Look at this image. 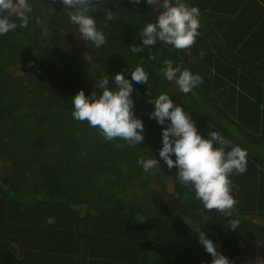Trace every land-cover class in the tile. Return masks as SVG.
Wrapping results in <instances>:
<instances>
[{
  "label": "trees",
  "instance_id": "trees-1",
  "mask_svg": "<svg viewBox=\"0 0 264 264\" xmlns=\"http://www.w3.org/2000/svg\"><path fill=\"white\" fill-rule=\"evenodd\" d=\"M28 2V27L0 35V209L10 208L13 240L20 245L23 229L32 231L30 240L36 225L54 217L61 231L74 235L75 252L88 253L91 245L97 263L211 264L198 230L231 264L264 258V109L252 102L259 94L258 86L248 85L252 73L220 69L212 54L201 58L197 39L188 49L158 41L151 49L155 59L148 58V48L132 53V44H142L140 31L162 11L146 0H93L97 10L89 15L106 37L99 49L83 40L67 14L75 10L65 9L62 0ZM104 8L116 19L106 21ZM165 59L203 82L181 92L161 73ZM136 66L148 73L151 85L133 81L134 113L145 125L142 144L109 141L98 127L73 117L72 97L81 89L87 96L99 92L96 81L108 76L114 83L121 71L131 80ZM149 93H167L205 138L217 131L246 150V172L229 177L237 201L231 217L206 210L177 179L178 168L169 169L160 158L167 124L149 118L155 108L147 102ZM141 158H156L160 165L145 172ZM230 219L240 221L238 229L228 228ZM22 245L34 252V243ZM100 246L105 253L99 254Z\"/></svg>",
  "mask_w": 264,
  "mask_h": 264
},
{
  "label": "clouds",
  "instance_id": "clouds-1",
  "mask_svg": "<svg viewBox=\"0 0 264 264\" xmlns=\"http://www.w3.org/2000/svg\"><path fill=\"white\" fill-rule=\"evenodd\" d=\"M131 2L139 4L141 0H131ZM146 2L162 11L155 23H147L140 31L142 44H132L130 47L132 53L139 54L144 48H148L150 51L148 58L155 59L151 49L158 41L172 45L175 49H188L195 44L199 35L201 15L197 6H189L185 0H146ZM62 3L65 9L75 10L68 11L67 14L71 22L78 26L83 40L91 41L97 49L102 47L106 43V37L97 29L95 18L89 15L90 12L97 10L92 6L93 0H62ZM32 11L33 8L28 0H0V35L15 31L17 27L27 28L30 21L29 14ZM103 11L106 21L116 19L111 9L104 8ZM15 20L20 21L19 25ZM36 22L44 27L39 17H36ZM204 54L201 51L200 57L202 58ZM163 64L162 75L168 81H175L183 93L191 92L203 82L199 74H193L187 68L182 69L181 65L174 67L171 59H165ZM24 73L21 70L17 75L22 76ZM133 81L148 84L151 88L148 73L143 67L136 66L131 72V80L121 71L115 74L114 83H110L108 76L96 81L99 92L93 90L91 95L87 96L81 89L72 97L73 117L81 122H89L91 127H98L109 141L122 139L132 146L142 144L145 125L134 113ZM147 102L155 105L149 118L156 119L160 125L167 124L162 130L163 146L159 151L160 158L169 169L178 168L177 179L188 187L189 191L195 192V199L202 202L206 210L215 209L231 217L237 201L231 193L229 177L234 172L236 174L246 172V150L240 146H232V142L217 131L210 132V138H205L198 132L191 115L175 103L167 93L158 94L155 98L149 93ZM173 154L175 160L172 158ZM138 163L145 172L160 165L156 158L147 160L141 158ZM46 222L52 224L55 220L49 217ZM239 224L238 219H230L228 228L236 230ZM197 232L199 243L213 257L211 264H231L228 257L217 250L214 241L209 239L204 231ZM257 264H261V260H258Z\"/></svg>",
  "mask_w": 264,
  "mask_h": 264
},
{
  "label": "crops",
  "instance_id": "crops-1",
  "mask_svg": "<svg viewBox=\"0 0 264 264\" xmlns=\"http://www.w3.org/2000/svg\"><path fill=\"white\" fill-rule=\"evenodd\" d=\"M185 2L189 6H197L201 14L199 35L196 37L197 52L215 56L220 69L251 72L248 85L259 88L258 96H251L252 102L259 103L264 109V0ZM10 212V208L0 209V264H103L95 262L98 258L90 254L93 250L91 245L88 253H85L86 248L82 249V253L75 252L74 235L61 231L58 227L61 221L54 217L52 224L47 223L45 218L43 224L36 225L34 237L30 240L32 231L20 230L18 245L13 240L15 234L11 221L6 218ZM1 215L4 217L1 218ZM28 243L35 244L34 252L22 245ZM100 247L99 254L105 253V248Z\"/></svg>",
  "mask_w": 264,
  "mask_h": 264
},
{
  "label": "built area",
  "instance_id": "built-area-1",
  "mask_svg": "<svg viewBox=\"0 0 264 264\" xmlns=\"http://www.w3.org/2000/svg\"><path fill=\"white\" fill-rule=\"evenodd\" d=\"M259 260H261V264H264V258H260Z\"/></svg>",
  "mask_w": 264,
  "mask_h": 264
},
{
  "label": "rangeland",
  "instance_id": "rangeland-1",
  "mask_svg": "<svg viewBox=\"0 0 264 264\" xmlns=\"http://www.w3.org/2000/svg\"><path fill=\"white\" fill-rule=\"evenodd\" d=\"M259 259H260V258H258L257 260H255V261H254V264H256V263H257V261H258Z\"/></svg>",
  "mask_w": 264,
  "mask_h": 264
}]
</instances>
